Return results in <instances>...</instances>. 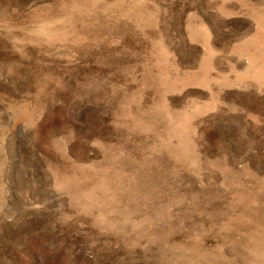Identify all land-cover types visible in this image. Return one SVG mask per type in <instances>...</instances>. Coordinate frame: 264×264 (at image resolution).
<instances>
[{
  "label": "rangeland",
  "instance_id": "obj_1",
  "mask_svg": "<svg viewBox=\"0 0 264 264\" xmlns=\"http://www.w3.org/2000/svg\"><path fill=\"white\" fill-rule=\"evenodd\" d=\"M0 264H264V0H0Z\"/></svg>",
  "mask_w": 264,
  "mask_h": 264
}]
</instances>
